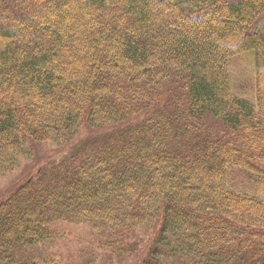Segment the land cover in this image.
Wrapping results in <instances>:
<instances>
[{"label": "trees", "instance_id": "obj_1", "mask_svg": "<svg viewBox=\"0 0 264 264\" xmlns=\"http://www.w3.org/2000/svg\"><path fill=\"white\" fill-rule=\"evenodd\" d=\"M37 1L0 10L31 25ZM74 1L44 38L0 23V178L29 147H72L0 189V264H264V193L248 191L264 183V73L255 104L229 78L233 58L264 55V0ZM210 14L227 19L203 41L178 36ZM17 210L20 228L3 217ZM76 230L91 257L63 262Z\"/></svg>", "mask_w": 264, "mask_h": 264}, {"label": "rangeland", "instance_id": "obj_2", "mask_svg": "<svg viewBox=\"0 0 264 264\" xmlns=\"http://www.w3.org/2000/svg\"><path fill=\"white\" fill-rule=\"evenodd\" d=\"M66 1L64 0L62 3H59V0H46L44 2L37 1L36 6L32 9V11L40 12L44 16H48L49 14H57L59 11H64L65 14H68L66 11ZM69 2V0H68ZM84 0H76L74 1V8H71V11L74 12H80V9H83L80 5L83 6ZM247 3L248 0H236L235 2H229V5H238L239 3ZM65 4V5H64ZM69 4V3H68ZM80 6V7H79ZM155 5L150 3L148 11L155 14L157 12V8L154 7ZM80 8V9H79ZM218 19L214 14L207 15L192 24H190L187 28H183L179 31L178 36H186L189 39L196 36L199 37L201 41H203V37L205 34V30L207 27L211 26V24L223 22L227 19V16H221ZM59 20L58 15L56 16V20L54 22ZM81 23L80 20H74L73 24L77 25ZM14 36L16 38L19 37L18 33L15 32H22L23 29L20 27H14V29H10ZM37 32L35 33V35ZM21 36V35H20ZM32 37V34H31ZM21 38V37H20ZM32 38H35L34 36ZM240 36L236 38V40H239ZM228 42V41H227ZM217 52V51H216ZM216 71H213L212 73H215ZM264 73V55L261 56V59H255V57H252L251 55H241L238 57L233 58L230 61L229 64V78L230 82L232 84L233 92L236 95L242 96L250 100L252 103L255 104V93H256V77L257 74H260L261 76ZM89 133H83L80 136L81 141H86V138L88 137ZM72 150V147L60 149V147H57V145L53 143H48L44 146L42 149H36L29 147V154L30 157L27 159H22L20 161L19 167L16 168L14 171L5 173L6 178L2 179L0 178V189L5 190V195H9L13 190H15L17 187L22 185L27 179L32 177L39 168H41L43 165L48 163L49 161L60 159L64 156H66L70 151ZM249 184V183H248ZM235 187H239L242 185V175L238 174L237 177H235L234 181ZM252 190V193L258 192V193H264V183L262 184H256L253 185L251 189H248V191ZM2 200V199H1ZM240 207V206H239ZM245 213L247 215L250 214L251 209L248 206L243 207ZM5 219H11L13 222H16L20 228V225L22 224V218L21 213L17 210L15 213L9 212V213H3ZM6 227V225L3 223ZM17 225H15V228H18ZM90 248V240L88 236L81 231H71L70 233L66 234L64 238L59 242L58 246V252L57 255L60 259H62L63 262L66 260L75 262L80 259H88L91 257V253L89 251Z\"/></svg>", "mask_w": 264, "mask_h": 264}, {"label": "bare ground", "instance_id": "obj_3", "mask_svg": "<svg viewBox=\"0 0 264 264\" xmlns=\"http://www.w3.org/2000/svg\"><path fill=\"white\" fill-rule=\"evenodd\" d=\"M35 6H36V4H35V2H33V4L30 7H25L26 13H27L29 19L31 20V25L17 23L16 21H14L9 16V14L6 11H3V10H0V23L4 24L9 29H14V27L22 28L23 31L21 33L15 32L16 34L18 33L19 40H34V39L44 38V37H46L47 34H49L48 32H50L52 35L57 34V30L54 27L55 21H53L56 19V14H49L48 16H44L42 13H40L38 11L34 13L32 11V9ZM45 24L47 25V27H44ZM36 32H37V34L35 35ZM31 34H32V37L34 36L35 38H32ZM94 90H96V89H94ZM43 101L46 102L45 99H43ZM73 112H74V114L76 113V111H73ZM85 113L88 115V111L85 110ZM81 114H82V112H81ZM77 116H78V114H77ZM80 120H81V118H80ZM56 130L57 129H55V131ZM43 132H46V130ZM167 133H168V137L171 136V134L168 131H167ZM148 134H150L149 131H142V133L137 134L138 136L135 137L136 138L135 140H137V141L141 140L142 142H144L143 138H146ZM156 134L160 135L159 132ZM144 143H146V142H144ZM45 145L46 144H42L40 146H36L35 148L36 149H42V148H44ZM123 147L125 148V145H121L120 149H118V148H116V146H114V148L112 149V153L113 154H119L120 152H123L125 154V150H122ZM111 159H112V157L110 158V160ZM0 199H3V195H1V194H0Z\"/></svg>", "mask_w": 264, "mask_h": 264}]
</instances>
